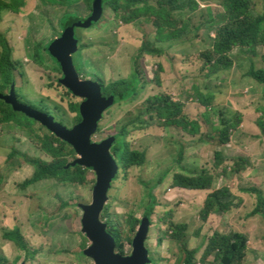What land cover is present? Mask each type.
I'll return each mask as SVG.
<instances>
[{
    "label": "rangeland",
    "instance_id": "obj_1",
    "mask_svg": "<svg viewBox=\"0 0 264 264\" xmlns=\"http://www.w3.org/2000/svg\"><path fill=\"white\" fill-rule=\"evenodd\" d=\"M160 1L145 0L158 8ZM196 1L201 2V7L192 8L182 1L171 15V27L186 30L183 42L194 48L185 52L197 55L195 59L201 58L198 62L182 60L181 73L177 71L175 58L169 62L166 72L161 65L167 61H162L160 56L141 55L144 45L155 44L159 25L154 16L146 15L135 24L126 25L119 18L124 10L119 15L105 4L102 17L94 27L77 29L80 48L73 54V65L82 82L104 87L117 79L130 77L137 65L142 69L140 96L109 107L98 122L100 128L92 134L94 142L107 139L119 127L138 117L146 101L161 93L176 100L183 98L189 103L183 107L186 113L201 123L198 134H191L175 124L162 126L158 119L150 116L145 120L153 125L131 127L127 136L131 147L146 151L148 160L144 165L132 167L120 163V175L109 191L102 212L105 217L101 219L116 225L122 233L125 256H133L134 240L141 224L135 225L131 219L143 220L150 201V188L162 181L153 189L159 205L146 239L152 260L149 264H183L185 246L199 251L197 264H218L214 256L203 261V254L216 232L232 231H240L248 237L243 264H264V209L255 208L257 195L244 190L254 188V192H259L262 187L264 191L263 89L259 82L246 77L251 66L264 68V47H259L255 56L238 47L231 53L232 69L213 72L204 57L215 49L214 20L219 9L213 6L223 7L224 0ZM255 1V14H263L264 0ZM13 3L14 0H0V35L13 48L12 60L18 61L14 70L18 101L72 128L81 121L80 106L85 99L62 84L61 65L47 54L46 47L62 36L59 20L65 13H75L85 19L93 14L94 0H74L67 6L23 0L18 12L8 7ZM140 7H134L130 15ZM181 53L184 55L183 50ZM158 73L162 76V86L155 81ZM220 79H223L222 84H213ZM194 86L199 96L214 90L220 100H214L211 106L199 102ZM10 90L6 89L4 94L9 95ZM2 117L0 110V261L7 264H97L94 257L86 254L93 241L84 231L83 205L94 202L98 173L84 169V182L51 178L28 184L34 175L32 160L56 166L64 164L63 158H55L43 146L44 137L55 133L38 120L28 121L22 113H16V118L10 121ZM230 124L235 126L230 127ZM227 140L230 141L225 143ZM220 150L223 156L218 165ZM78 156L75 153L68 158L72 162ZM242 157L249 158L250 163L242 162ZM239 158L247 166L234 173L230 166ZM200 168H208L215 175L213 188L192 190L173 185L177 174H193ZM220 188L232 191L222 199L228 207L215 211L204 221L202 211L206 200ZM180 223L187 224L188 229L180 238H175L172 226Z\"/></svg>",
    "mask_w": 264,
    "mask_h": 264
},
{
    "label": "trees",
    "instance_id": "obj_2",
    "mask_svg": "<svg viewBox=\"0 0 264 264\" xmlns=\"http://www.w3.org/2000/svg\"><path fill=\"white\" fill-rule=\"evenodd\" d=\"M72 1L74 0H41V2L45 5L49 3L60 6H67L71 4ZM97 1H100L102 8L105 4H108L119 15L120 11L124 10L119 18L121 22L126 25L135 24L136 21L142 19L141 17H145L146 15L154 16L156 18L155 23L159 25V30L154 42L155 44L144 45L141 48V55L160 56L162 61H167V63H162L161 65V68L164 71L166 70V72H168L167 66L173 58H175L174 62L177 64V71L179 73L183 71L182 60H187L188 62H198V60L201 61L200 57L195 59L197 55H190L185 52L187 49H194L191 46L185 45L186 43L183 42L186 30L171 27L173 25L171 15L173 11L178 8V5L182 3V1L189 3L192 8H196L197 5L201 7L200 1L161 0L159 8L158 6L152 5V3H146L145 0H94L93 5ZM22 2L23 0H14L13 6L9 4L8 7H13V10L18 12V7ZM253 3H256V1L224 0L222 3L223 7H218V5L213 6V8L219 9L218 14L215 17L216 19L214 20L217 27V35L214 43L215 49L212 53L208 54L209 56L204 57L207 58L209 63L206 65H212L211 70L213 72H224L232 69V60L230 58L231 53H234L238 47H242L254 56L257 54L259 47H264V13L260 14L261 16L255 14V10L257 8ZM134 7H140V9L136 13L130 15V11ZM80 19L81 18L75 15V13H65L59 20L60 27L64 31L66 27L72 25ZM162 19L164 21H162ZM76 38L80 42L77 31ZM0 45L2 46V51L0 52V94L5 95V90L10 89L11 85L14 83V70L18 65V61L12 60L13 48L10 46L8 40L1 35ZM181 45L182 48H180ZM48 47L49 46L46 47L47 51ZM78 48H80V46H78ZM182 50L186 58H184V55L181 53ZM47 54L55 60L50 52H47ZM139 59L140 57L137 58V63L139 62ZM206 65L204 64L205 67ZM141 74L142 69L140 65H137L130 77L117 79L111 84L102 87V96L105 98L114 97L115 102L113 105L124 104L128 103L130 100L137 99L140 96L142 85ZM246 77L253 78L262 85V97L264 99V68H254L251 66L248 76ZM155 81L159 86H162V76L160 73L156 75ZM219 81L220 82L216 81L213 84H222L223 79H220ZM176 89L179 90L178 86H176ZM194 89L197 92L196 99L207 106H211L214 100H220L218 92H215L214 90H211L209 93H200L199 96L195 86ZM183 90L187 92V90ZM188 105L189 103H185L183 98L176 100L175 97L165 93L157 94L150 97L146 101L145 105L139 109L138 117L131 119L128 123L119 127L114 134L111 135L115 136L116 139L112 144L111 151L119 164L118 174L114 178L113 182L115 179L117 180L120 175V163H125L127 166L132 167L136 165H144L148 160L147 152L141 149H133L127 139L131 127L153 125L146 123L145 117L150 116L158 119L162 126L170 127V125L173 124L178 125L191 134H198L201 132V123L196 119H191L186 113V109L183 108ZM0 110L3 113L2 119L4 121H10L16 118V112L13 111L12 105L7 103L3 98H0ZM26 119L30 122L36 121L32 117H27ZM80 119L82 120L81 115ZM229 126L234 127L235 125L230 124ZM98 128L100 127L97 126V130ZM262 131L264 132L263 129ZM229 141L230 140H227L225 143H228ZM43 146L51 152L55 158L57 157L59 160L60 158H63L64 164L56 166L54 164H44L40 161L32 160L31 163L34 165V175L27 181L28 184H35L51 178H61L63 181L73 183L85 181L86 175L84 169L89 170V168L78 164V162L74 165L73 163L78 157L73 159L72 162H70V159L68 158L69 156H73L77 153L75 146L72 143L56 136L55 134H49L44 137ZM183 156H185V154ZM217 156L218 165H221L223 156L221 150L217 152ZM241 161L244 163H250V160L247 157H242ZM241 161L240 158L235 161V163L230 166V171L238 173L242 168L247 166ZM74 169H76V171H74ZM215 180L216 178L212 171L208 168H200L193 174H190L189 172L177 174L174 178L173 185L192 190L211 189L214 187ZM161 182L162 181H158L157 184L150 188V201L145 210L143 220L132 217L131 221L134 222L135 225H147L149 230L151 229V225L153 224V215L159 205L158 197L153 193V189L159 186V183ZM251 189L245 188L244 190L245 192H251L257 195L255 208L259 207V211L260 209H264L263 188L261 187V191L259 192H254V188ZM218 190L219 191H214L212 193V198H209L208 196L209 199L207 198L208 200H206V205L202 211V218L204 221H208L215 211L228 207V203L223 202L222 199L223 197L230 195L232 191L226 188H220ZM239 194L243 197L245 195L241 192ZM246 200L247 202L249 201L248 199ZM104 215L105 213L101 215V218L105 217ZM255 215L259 214L256 213ZM173 224L175 223L173 222ZM107 226L108 231L116 238V251H120V253L117 254H121L126 257L124 253V246L122 244L121 231L111 222H108ZM187 229L188 226L184 223L173 225V236L175 238H180L181 235L187 232ZM89 249L90 248L86 250V254ZM247 249L248 237L244 233L240 231H232L230 233L216 232L212 236L210 243L203 254V261H207L210 257L214 256V260L218 264H243ZM184 251L185 260L183 264H197L196 261L198 254H200L199 251L197 249H190L188 246L184 247ZM0 264H7V262L0 261Z\"/></svg>",
    "mask_w": 264,
    "mask_h": 264
},
{
    "label": "water",
    "instance_id": "obj_3",
    "mask_svg": "<svg viewBox=\"0 0 264 264\" xmlns=\"http://www.w3.org/2000/svg\"><path fill=\"white\" fill-rule=\"evenodd\" d=\"M102 17V6L100 1L95 2L93 14L82 20H77L65 28L61 38L56 39L49 46L50 54L59 61L64 73L61 80L71 93L85 99L80 106L82 120L72 128L57 121L52 115L35 110L28 105L18 102L15 95V85L11 87L9 95L0 94L7 103L11 104L17 112H23L29 117L40 120L54 133L69 141L75 146L78 158L74 165L80 164L91 168L98 173V184L94 192L92 206H84L86 212L84 218V231L88 234L95 245L87 254L93 256L97 264H149L152 261L149 257V249L146 246V239L149 235V227L141 226L137 238L134 240L133 256L124 257L117 254L116 238L108 231V226L101 220V215L109 199L108 193L112 182L118 174L119 164L111 151L115 136H111L101 142L92 141V134L95 133L98 121L104 112L111 107L114 97L105 98L102 96V86L93 82H82L75 66L73 65V54L78 50L79 41L76 38V29H87L96 24Z\"/></svg>",
    "mask_w": 264,
    "mask_h": 264
},
{
    "label": "clouds",
    "instance_id": "obj_4",
    "mask_svg": "<svg viewBox=\"0 0 264 264\" xmlns=\"http://www.w3.org/2000/svg\"><path fill=\"white\" fill-rule=\"evenodd\" d=\"M93 10H94V5H93ZM90 17V16H89ZM89 17H87V18H89ZM87 18H85V19H87ZM80 20H82V18L80 19ZM97 24V23H96ZM96 24H94V25H96ZM93 25V26H94ZM93 26H91L90 28H92ZM78 29V28H77ZM77 29H76V31H77ZM65 30V29H64ZM63 33H64V31H63ZM63 35V34H62ZM61 38V37H60ZM59 39V38H58ZM48 50H49V47H48ZM14 85V83L11 85V87ZM67 88V87H66ZM68 89V88H67ZM69 90V89H68ZM5 95H8V94H5ZM15 95H16V93H15ZM18 96L16 95V98H17ZM17 100H18V98H17ZM19 102V101H18ZM22 104H25V103H22ZM25 105H27V104H25ZM29 106V105H28ZM29 107H31V106H29ZM12 108H13V106H12ZM31 108H33V107H31ZM33 109H35V108H33ZM35 110H38V109H35ZM13 111H15L16 113H22V114H25V113H23V112H17L16 110H14V108H13ZM38 111H40V110H38ZM41 112V111H40ZM44 113V112H43ZM26 115V114H25ZM27 117H29L28 115H26ZM34 120H37L36 118H34V117H32ZM38 121H40V120H38ZM41 122V121H40ZM42 123V122H41ZM43 124V123H42ZM59 137V136H58ZM61 138V137H60ZM63 139V138H62ZM89 169H91V168H89ZM127 257V256H126Z\"/></svg>",
    "mask_w": 264,
    "mask_h": 264
},
{
    "label": "bare ground",
    "instance_id": "obj_5",
    "mask_svg": "<svg viewBox=\"0 0 264 264\" xmlns=\"http://www.w3.org/2000/svg\"><path fill=\"white\" fill-rule=\"evenodd\" d=\"M67 127V126H66ZM69 128V127H68ZM93 204V203H92ZM92 204L91 205H84V206H92ZM96 243H95V241H93V245L91 246V247H93L94 245H95Z\"/></svg>",
    "mask_w": 264,
    "mask_h": 264
},
{
    "label": "flooded vegetation",
    "instance_id": "obj_6",
    "mask_svg": "<svg viewBox=\"0 0 264 264\" xmlns=\"http://www.w3.org/2000/svg\"><path fill=\"white\" fill-rule=\"evenodd\" d=\"M76 69V68H75ZM76 71H77V69H76ZM78 73V72H77ZM63 124V123H62Z\"/></svg>",
    "mask_w": 264,
    "mask_h": 264
}]
</instances>
